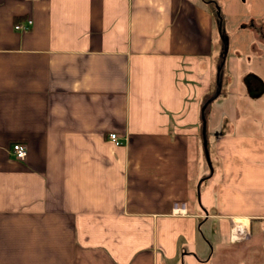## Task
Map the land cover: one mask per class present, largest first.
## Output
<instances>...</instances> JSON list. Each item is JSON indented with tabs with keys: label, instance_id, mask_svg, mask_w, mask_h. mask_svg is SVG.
Instances as JSON below:
<instances>
[{
	"label": "crops",
	"instance_id": "0c3cea01",
	"mask_svg": "<svg viewBox=\"0 0 264 264\" xmlns=\"http://www.w3.org/2000/svg\"><path fill=\"white\" fill-rule=\"evenodd\" d=\"M208 2L0 0V264L264 261V115L234 102L264 93V0Z\"/></svg>",
	"mask_w": 264,
	"mask_h": 264
},
{
	"label": "rangeland",
	"instance_id": "374dc122",
	"mask_svg": "<svg viewBox=\"0 0 264 264\" xmlns=\"http://www.w3.org/2000/svg\"><path fill=\"white\" fill-rule=\"evenodd\" d=\"M230 1L231 0H229V1L228 0H217V3L218 4H214V3L211 4V2L210 3L208 2V4L214 7L213 10L217 11V9H218V10H220L221 13H224V16H225V11H226V8H227V2L229 3ZM246 1L248 2V0H245V2ZM233 17H235V16L234 15H231L228 18L229 20H222L221 29H219V33L221 35L220 37H221L222 47H221V50H220V53H219V56H218L217 65L220 64V62L222 60V57H223V62L221 64L223 66V68H224V65H225V63H224L225 55L228 52V50L230 48H232V46H231L232 40L230 38L231 37L230 33L234 34L235 31H236V29H238V26L239 25H242L247 20H251V16L249 14H244L240 18H236V17L233 18ZM221 32L222 33H225V35L222 34ZM241 42L242 41H240V43ZM223 48L226 49L225 54H223ZM248 53H251V52L248 51ZM248 55L249 54L244 55L243 57H241L240 60L249 61L250 58L249 57H246ZM241 63H243V62H241ZM251 66H252V68L260 71L261 65L251 63ZM224 71L225 70L223 69V72H222V75H221L222 83L227 80V77L224 74ZM260 73H261V75H262V77L264 79V73L263 72H260ZM242 86H243V84L240 81L238 83V89L240 91L239 92V98L238 97L235 98L236 99L234 101L235 102V107L237 108V111H239V112H242V111L249 112V114H251V115L254 116L255 121L258 122L257 121L258 115H264V93H262V95L259 96L255 100V102H250V101H248V97L244 94L243 87ZM222 90H223V87H222ZM214 91H216V89H215V86L213 85V87L211 88V91L209 92V94H211V92L214 93ZM207 97L208 96H206V99H207ZM220 97L221 96H219L218 98H220ZM215 109H216V107H215ZM224 109H226V107ZM224 109L222 107H218L216 109V113L222 114L224 112ZM262 125H264V122H262ZM244 129H246V130H254V129H259V127L257 125L256 126L247 125V126L244 127ZM206 173H207V171H206ZM252 256H254V259H253V262H251V264H264V261L259 260V257L258 256L254 255V254ZM236 260H238V263L239 264H246L245 263V260H242L240 258V256L235 257L234 258V261H236Z\"/></svg>",
	"mask_w": 264,
	"mask_h": 264
},
{
	"label": "built area",
	"instance_id": "2783aa9c",
	"mask_svg": "<svg viewBox=\"0 0 264 264\" xmlns=\"http://www.w3.org/2000/svg\"><path fill=\"white\" fill-rule=\"evenodd\" d=\"M30 25H31V19L27 18L22 23L20 22L15 23L13 27L15 29L25 30L28 29ZM107 137L114 145H119L122 142L115 132H109L107 134ZM10 152L13 157L22 159L26 154V146L22 142H13L10 145ZM173 209L176 212L182 211L184 209L183 203H181L180 205H176L175 203ZM247 234H248V226L244 223V221L241 218H237V219L233 218L231 226L229 228V238L231 240H238L242 237H245Z\"/></svg>",
	"mask_w": 264,
	"mask_h": 264
},
{
	"label": "trees",
	"instance_id": "16d2710c",
	"mask_svg": "<svg viewBox=\"0 0 264 264\" xmlns=\"http://www.w3.org/2000/svg\"><path fill=\"white\" fill-rule=\"evenodd\" d=\"M222 72H223V66L221 65V67H219V70H218V78H217L219 88H220V92H222V87L225 86L226 83H228V78L225 82L222 83V79H221ZM214 86H215V89H217L216 82L214 83ZM209 92H208V95H206V96H208L207 99L206 98L204 99L205 100L204 101V109H203L204 114L207 113V108L209 107V103H210L211 99H213L214 96L216 95V91H214V93L211 92V94H209Z\"/></svg>",
	"mask_w": 264,
	"mask_h": 264
},
{
	"label": "water",
	"instance_id": "95a60500",
	"mask_svg": "<svg viewBox=\"0 0 264 264\" xmlns=\"http://www.w3.org/2000/svg\"><path fill=\"white\" fill-rule=\"evenodd\" d=\"M225 52H226V49L223 48V54H225ZM222 62H223V57H222V60H221L220 64L218 65V69H219V67L221 66ZM217 78H218V77H217ZM217 78H216V85H217V91H218L219 84H218V80H217ZM244 82H245V84L248 86L249 90H250L253 94H257V93H259V91L262 89V85H260V88H259V89L256 88V87H252V86H250V82H249L247 76L245 77Z\"/></svg>",
	"mask_w": 264,
	"mask_h": 264
}]
</instances>
